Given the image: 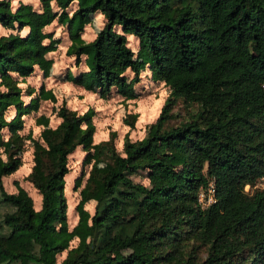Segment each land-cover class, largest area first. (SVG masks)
<instances>
[{
    "label": "trees",
    "instance_id": "trees-1",
    "mask_svg": "<svg viewBox=\"0 0 264 264\" xmlns=\"http://www.w3.org/2000/svg\"><path fill=\"white\" fill-rule=\"evenodd\" d=\"M73 3L77 8L70 13ZM42 5V11L29 4L13 9L10 0H0V24L11 30L0 36V206L13 209L0 220V264H264V187L255 188L264 176V0ZM97 12L106 23L84 42ZM55 20L68 28V54L77 61L84 56L88 67L67 73L68 80L102 96L116 89L133 99L132 81L147 66L171 92L147 135L126 141L123 153L111 141L95 144L91 115L62 104L59 125L47 130L43 142L33 140L29 179L42 196L37 210L26 189L9 193L3 177L22 164L24 116L48 98L42 88L26 103L22 84L37 68L50 73L47 54L56 48L45 43L52 35L44 28ZM128 35L140 41L137 54ZM180 100L196 111L169 126ZM12 108L16 113L9 117ZM38 120L48 125L47 117ZM78 146L86 160H95L71 230L66 175ZM140 171L148 184L132 178ZM212 183L215 201L206 207L200 193L207 194ZM88 201L93 213L85 208Z\"/></svg>",
    "mask_w": 264,
    "mask_h": 264
},
{
    "label": "rangeland",
    "instance_id": "rangeland-1",
    "mask_svg": "<svg viewBox=\"0 0 264 264\" xmlns=\"http://www.w3.org/2000/svg\"><path fill=\"white\" fill-rule=\"evenodd\" d=\"M10 1L13 9H17L22 4L32 5L37 11L43 9L42 0H15V3L14 0ZM52 5L56 11L59 10L54 1ZM76 8L77 3H73L69 6L68 11L72 13ZM105 23L104 15L100 12L95 13L91 23L86 26L82 34L83 41L88 42L95 39ZM44 31L52 35L51 38L45 40V43L49 44L53 41L56 48L47 54V57L53 62L52 68L48 74H44L42 70L37 68L22 86L25 90L23 98L26 103L30 101L31 97L38 94L42 88L48 93V98L41 101L37 112L24 116V129L20 132L26 138L24 146L18 154L22 159V164L13 174L3 177L5 189L9 193H17L19 187L26 189L32 196L37 210L41 208L42 196L29 179V174L35 163L33 140L43 142L47 130L59 125L61 119L58 117V110L62 104L65 103L71 110H76L80 114L91 115V120L95 125V144L111 141L116 150L123 153L126 141H137L147 135L158 119L171 92L170 87L165 82L159 81L155 73L147 66L141 72L140 79L132 81V88L136 94L133 99H125L116 89H113L109 95L102 96L99 89H88L77 85L67 79V73L71 72L74 75H79L87 71L88 67L84 56L77 61L75 56L68 54L71 38L67 26L55 20L52 24L46 26ZM10 32V29H6L0 24V36ZM27 32L28 29L26 28L21 33L25 35ZM127 38L129 46L137 54L141 48L139 39L135 35H128ZM135 56L137 57V55ZM127 75L130 79L134 77L131 70H128ZM157 107L159 112L156 111ZM194 111H196L195 107L189 106L183 100H180L173 109L174 117L170 120L169 126H177L185 122L190 119ZM15 113L16 109L12 108L8 116L12 117ZM40 116L48 118L47 126L39 122L38 118ZM4 132L8 134L7 130ZM86 156L87 152L82 146H78L69 156L70 171L66 175L65 195L68 205V224L71 230L78 223L77 206L81 199V190L87 182L95 160H86ZM132 178L138 183H149L144 171L133 174ZM78 179L81 180L80 186L76 185ZM251 189L248 187V190ZM85 208L93 213V202L88 201ZM12 210L9 206H0V220L6 212ZM72 244V246H76L78 240L75 239ZM66 254V252H63L59 255L58 260L61 261ZM198 254L201 258L206 256L204 249H200Z\"/></svg>",
    "mask_w": 264,
    "mask_h": 264
},
{
    "label": "built area",
    "instance_id": "built-area-1",
    "mask_svg": "<svg viewBox=\"0 0 264 264\" xmlns=\"http://www.w3.org/2000/svg\"><path fill=\"white\" fill-rule=\"evenodd\" d=\"M248 187H250V189L252 188L250 185H247L246 190H248ZM259 187H264V176L260 180H258L257 183L255 184V188H259ZM214 194H215V188L212 183L207 194L205 192L200 193V201L204 206L207 207L215 201Z\"/></svg>",
    "mask_w": 264,
    "mask_h": 264
},
{
    "label": "clouds",
    "instance_id": "clouds-1",
    "mask_svg": "<svg viewBox=\"0 0 264 264\" xmlns=\"http://www.w3.org/2000/svg\"><path fill=\"white\" fill-rule=\"evenodd\" d=\"M14 3H15V0H14Z\"/></svg>",
    "mask_w": 264,
    "mask_h": 264
}]
</instances>
